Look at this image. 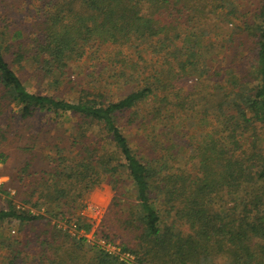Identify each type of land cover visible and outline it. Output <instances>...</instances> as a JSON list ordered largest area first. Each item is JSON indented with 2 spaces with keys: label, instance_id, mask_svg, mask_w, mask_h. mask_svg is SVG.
Here are the masks:
<instances>
[{
  "label": "trees",
  "instance_id": "16d2710c",
  "mask_svg": "<svg viewBox=\"0 0 264 264\" xmlns=\"http://www.w3.org/2000/svg\"><path fill=\"white\" fill-rule=\"evenodd\" d=\"M38 114L76 120L55 159L25 160L51 217L10 203L0 222L58 228L4 238L2 264H264V0H0V122ZM101 186L116 253L75 237Z\"/></svg>",
  "mask_w": 264,
  "mask_h": 264
},
{
  "label": "rangeland",
  "instance_id": "374dc122",
  "mask_svg": "<svg viewBox=\"0 0 264 264\" xmlns=\"http://www.w3.org/2000/svg\"><path fill=\"white\" fill-rule=\"evenodd\" d=\"M91 62V56H88L87 60L81 64H77L75 66L77 74L93 72L95 68ZM24 78H26V81L29 80V77L25 75ZM29 86L32 88L30 84ZM51 93H53L52 90ZM65 93L69 95L68 91ZM70 97L75 98V95L70 93ZM60 121L65 123V126L60 125ZM75 121L76 120L73 118L65 119L63 117L61 118L45 114H38L28 120H22L13 117V115H5L0 122V159L4 160V162L2 161V166L0 168V176L5 178L6 186L4 193L0 195V212L8 210L10 203H12L16 206V209L19 212L23 211L24 208H28L27 211L29 208H32L40 213L44 211L40 216L51 217L48 211L49 209H47L46 206H34L37 203L38 198L36 194L32 197L31 203H27L24 200L27 195L25 189H27L30 182H32L31 178L28 177L29 171L25 166L26 164H29V161L33 164V153L35 154L36 162H39L42 166H46L47 163H49L50 156L55 159L57 148L59 146H67L71 142L69 135L71 134V128ZM8 127H10V129L7 130ZM125 133L128 135L130 134L128 130H125ZM28 159L30 160L25 163V160ZM21 182L23 183L21 184ZM114 196L115 194L111 191L110 187L101 186L82 198L75 210V215L86 224H92V233L87 236L84 232H81L75 237L89 238L90 241L97 244L104 243L96 235L99 225L105 220L108 224L116 226L120 223V220L125 217V215L122 216L119 212L109 213V208ZM43 223L44 221H41L40 225L39 223L21 224L19 221L15 220H6L3 223L0 222V264L5 262L3 261L6 252L4 248L8 244V241L4 238H12L14 236L21 238L23 233L25 234V237H27L26 235L28 234L30 236L38 235L40 238V236L48 229L45 226L49 228L51 226L55 229L54 226H57L59 221L54 219L51 224L49 223L45 226H43ZM63 226L68 228L70 225L68 223ZM112 232H114V234H119L118 239L113 243L117 246L120 245L122 240L129 239L127 235L128 232L121 230L120 224H118ZM70 233L71 231L69 234ZM72 235L74 236V234ZM39 238L34 242H30L28 239H25L23 242V245H26V248L35 256H37L36 254H39V251L37 250L39 247L36 248L33 244H40L41 241Z\"/></svg>",
  "mask_w": 264,
  "mask_h": 264
},
{
  "label": "built area",
  "instance_id": "2783aa9c",
  "mask_svg": "<svg viewBox=\"0 0 264 264\" xmlns=\"http://www.w3.org/2000/svg\"><path fill=\"white\" fill-rule=\"evenodd\" d=\"M1 166H2V160L0 159V168H1ZM5 183H6L5 178L2 177V176H0V195H2V194H1V190H2V188H3V186H4ZM27 209H28V208H24L23 210H27ZM28 211L31 212V213L34 214V215H37V216H38V215H41V214L44 213V211H43L42 213H40L39 211L34 210V209H32V208H29ZM73 228H75V227H73ZM101 245H103L107 250H109V251H111V252H114V253L118 252V251H117V248H116L115 246H112V245H106L105 243H103V244H101ZM122 258H128V256H127V255H122Z\"/></svg>",
  "mask_w": 264,
  "mask_h": 264
}]
</instances>
